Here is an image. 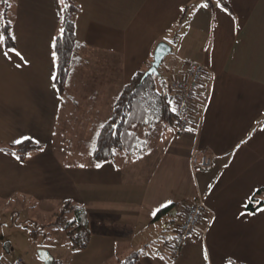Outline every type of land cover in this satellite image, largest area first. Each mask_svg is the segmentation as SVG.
<instances>
[{
  "label": "crops",
  "instance_id": "1",
  "mask_svg": "<svg viewBox=\"0 0 264 264\" xmlns=\"http://www.w3.org/2000/svg\"><path fill=\"white\" fill-rule=\"evenodd\" d=\"M13 1L17 48L8 51L2 44L7 55L0 52V66L12 62L13 75L24 88L0 92V144L30 138L41 148L25 161L0 149V213L20 205L51 214V222L66 199L84 207L89 245L83 250L63 247L54 243L52 231L53 264H119L134 252H139L136 264H264V204L247 209L252 195L264 187V0H227L234 15L216 0L212 9L206 0H74L81 7L76 35L85 45L79 74L91 68L88 55L97 54V63L105 64L101 55L118 56V66L107 63L120 72L114 97L151 62L161 40L172 45L160 66L169 82L185 78L192 61L207 66L187 131L174 136L160 126L156 139L144 136L136 152L104 163L93 159L91 147L112 107L103 109L105 80L81 79L90 89L82 105L70 92L61 95L51 79L52 43L64 0L63 7L61 0ZM47 82L50 92L43 91ZM63 117L74 135L87 133L77 142L72 130L66 134L75 146L79 143L78 150L68 151L67 141L61 144L57 133L66 128H59ZM165 131L163 146L156 141ZM55 138L61 143L53 148ZM203 154L211 157L208 168L194 164ZM165 204L179 207L154 220ZM192 204L203 206L198 229L177 256L167 254L183 220L163 249L153 243L156 230L150 227L160 224L161 234L168 235L163 220L175 219L178 212L184 218Z\"/></svg>",
  "mask_w": 264,
  "mask_h": 264
},
{
  "label": "trees",
  "instance_id": "2",
  "mask_svg": "<svg viewBox=\"0 0 264 264\" xmlns=\"http://www.w3.org/2000/svg\"><path fill=\"white\" fill-rule=\"evenodd\" d=\"M209 8L214 7V0H206ZM216 2L227 8L232 15L233 10L227 0H216ZM191 5L185 6L181 20L184 19L187 9ZM14 1L1 0L0 26L1 33L13 35L14 25ZM81 11V7L74 0H64V7L61 16L60 29H64L55 35L56 48H53L58 55L55 60V87L61 95L68 92L71 84L74 83L76 74H79L82 51L85 45L80 42L76 35V16ZM9 24L4 32L5 24ZM53 40V41H54ZM8 51L17 48L15 39L7 40L3 44ZM152 60V56H151ZM150 60V61H151ZM150 62L141 67L133 76L131 81L124 85L115 96L109 118L99 124L95 133L91 147V155L97 163L115 160L121 154H133L138 147L145 142V137H150L156 133L160 126L175 128L177 115L175 108L176 95L170 86L165 75H150L140 84L141 78L149 67ZM41 145L36 141L26 138L20 143L0 144V149L15 154L20 157V161H25L33 150L40 149ZM264 204V187L259 188L251 197L247 204V209L255 210ZM179 204H172L159 209L154 216V220L167 215ZM39 228L32 231L31 235L43 234L46 228H62L72 247L77 250L87 248L91 238V231L87 212L84 207L72 200H65L56 218L48 224L39 225ZM139 252H134L120 260L119 264H136ZM55 261V260H54Z\"/></svg>",
  "mask_w": 264,
  "mask_h": 264
},
{
  "label": "rangeland",
  "instance_id": "3",
  "mask_svg": "<svg viewBox=\"0 0 264 264\" xmlns=\"http://www.w3.org/2000/svg\"><path fill=\"white\" fill-rule=\"evenodd\" d=\"M0 3H1V0H0ZM61 6L63 7L62 2H61ZM13 10L15 11L16 9L13 8ZM19 39L24 41L27 38H23L21 36V38ZM1 49H2V44H0V52L3 53ZM103 55L104 56L101 55L100 57H105L104 60L106 61V64L103 60L97 63V61L99 60V56H97V54H92V55L87 56L92 62L90 66L91 68L89 70L82 71V73L80 74H76L75 78H79L76 83V86H74L73 88L70 86L68 92H70V94L75 95L76 100L80 104L83 105L85 102L86 95L88 94V91L90 89H88L89 87H87L88 84L85 85V88H84L83 82H81V79L86 78V79H94V80L102 79V81L105 80L104 81L105 85L103 86V88L107 96L104 101L103 109L107 110V108L109 109L108 107L109 105L112 106L113 100L115 98L113 95H115L117 90H115L114 80L119 76V73H120L118 69L116 71L110 70L109 69L110 66H108V64H113V66L114 65L118 66L119 57L118 56L113 57L112 55L106 54V53ZM95 57L97 58L95 59ZM2 66H0V71L5 70L4 71L5 77L2 78L0 74V92L17 93L18 91L21 90L19 87L24 88L23 85H20L19 82L17 81V76L13 75V72L16 71V69L14 68L15 66H13V63L11 62L9 64H3ZM116 83H117V80H116ZM47 84L48 85L45 86V89L43 90L44 92H50V89H48L50 83L47 82ZM111 99H112V102H111ZM59 121H60L59 128H62V127L67 128L69 126L70 121L67 122L65 117L61 118ZM74 126L77 127L76 125ZM66 128L57 133V135L59 136V139L61 138L63 140L62 143L60 140H56L55 138L53 139L52 147L54 148L56 143L63 144V142L65 143L67 141L68 143L66 144V148L68 147V151H71L73 147H77V146H78L77 150L80 149L79 143H77L75 146L73 144L72 138H74V141L77 142L82 138L81 137L82 135L86 136L87 133H80L79 135H74L76 133L75 132L73 134V132L76 131L74 128L70 129L68 127L67 131H65ZM69 130H72V138H70L68 141V136H66V134L69 135ZM167 131L172 135L174 134V136L182 135V132H176L173 128H170V127L167 128ZM165 134H166V131L163 133V136L160 135L159 137L160 141H156V142H159V144H163V146L166 144ZM64 137H67L66 140ZM149 139L150 141L153 139H156L155 135L152 134L151 137L148 138V140ZM78 159H81V158H76L75 160H78ZM63 202L61 203L57 214L59 213L60 208L63 205ZM0 206H1L0 207L1 209L3 206L2 205ZM10 207L11 208L13 207V208L11 209ZM10 207L9 208L5 207V209H3V211L0 213V264H16L19 260L22 262V264H44L43 260L38 255V250L40 248L48 249L50 253L54 256V255H57L56 254L57 252L53 248L54 243H59V245L61 244L62 246L63 245L67 246L68 244H71L65 231L60 227L46 228L44 232H47L48 235L45 238L43 234H40V233L36 236L31 235L32 231L39 228L38 226H36V224H39V225L48 224L47 222L51 220V214L34 211L32 208H26L25 206L21 207L20 205H15V206H10ZM13 209L15 210L14 212L12 211ZM56 216L53 218V220L56 218ZM175 217H176L175 219L169 220V218H172V216H167L168 219L165 217L166 219L163 220V223H168L169 230L166 231L168 235L161 234L162 232H165V231L164 229H162L163 227L160 228V224H158L157 226L150 227L151 230H156L154 236L157 237L156 238L157 240L153 243H158L161 249H163L165 239L166 240L169 239V234L172 235L174 229L177 228L179 223L183 220L181 212H178L175 215ZM34 219H38L37 222L33 221ZM52 231H55L53 233L54 237L56 238L54 240V243L52 239L49 238ZM150 247H152L151 251H155L152 245H150ZM61 251L65 252L64 249H62ZM165 252L167 254L171 252L168 245L166 246ZM58 257H60V255H58Z\"/></svg>",
  "mask_w": 264,
  "mask_h": 264
},
{
  "label": "built area",
  "instance_id": "4",
  "mask_svg": "<svg viewBox=\"0 0 264 264\" xmlns=\"http://www.w3.org/2000/svg\"><path fill=\"white\" fill-rule=\"evenodd\" d=\"M206 71V65L192 61L189 63L185 78H177L170 81V86L176 95L174 109L177 120L175 122V129L179 132H185L191 126V111L194 96L202 87V80ZM194 164L202 168H208L211 166V157L208 154H204L201 158H194ZM202 215V205L192 204L187 208L178 233L171 245V252L174 256L180 253L184 243L194 235L198 229ZM16 264H22V262L19 260Z\"/></svg>",
  "mask_w": 264,
  "mask_h": 264
},
{
  "label": "water",
  "instance_id": "5",
  "mask_svg": "<svg viewBox=\"0 0 264 264\" xmlns=\"http://www.w3.org/2000/svg\"><path fill=\"white\" fill-rule=\"evenodd\" d=\"M171 52H172V45L169 42L165 40H161L157 43V45L153 50L152 60L150 62V65L144 72L140 84L143 82L144 79H146L150 75H154V74L158 76L162 75L160 71V66L164 58ZM171 213L175 214V211ZM38 255L43 260L44 264L54 263V257L48 249L40 248L38 250Z\"/></svg>",
  "mask_w": 264,
  "mask_h": 264
},
{
  "label": "snow or ice",
  "instance_id": "6",
  "mask_svg": "<svg viewBox=\"0 0 264 264\" xmlns=\"http://www.w3.org/2000/svg\"><path fill=\"white\" fill-rule=\"evenodd\" d=\"M5 2H6V0H5ZM61 2L63 3V0H61ZM205 7H207V5H204ZM9 27V24H5V29H4V32H6L7 31V28ZM60 32H61V38H62V36H63V33H64V29L63 28H61L60 29ZM14 38V35H5V34H3V33H0V44H5L6 42H7V40H10V39H13ZM56 41L54 40L53 41V43H52V47L53 48H56ZM13 51H14V49H13ZM5 55H7V53H4ZM17 55H19V53H17ZM52 56H53V58L55 59V60H58V55H57V53L54 51L53 53H52ZM51 79L53 80V81H55L56 79H57V76H52L51 77ZM53 87L55 88V84H53ZM174 111H175V109H173ZM21 141H19V140H17V141H15V143H20ZM37 143H39V141H37ZM13 155H15V154H13ZM17 159H20V157L19 156H17L16 157ZM81 167H83V165H81ZM97 167H100V165H97ZM165 207L167 206V204H165L164 205ZM157 211H159V209H157Z\"/></svg>",
  "mask_w": 264,
  "mask_h": 264
}]
</instances>
